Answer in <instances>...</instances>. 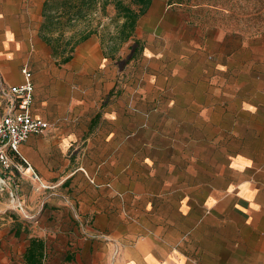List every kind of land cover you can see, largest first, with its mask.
<instances>
[{"label":"rangeland","instance_id":"1","mask_svg":"<svg viewBox=\"0 0 264 264\" xmlns=\"http://www.w3.org/2000/svg\"><path fill=\"white\" fill-rule=\"evenodd\" d=\"M106 13L86 28L106 56L96 68L56 59L36 72L60 128L63 118L87 115H78L89 107L76 97L105 92L100 127L51 158L63 167L69 159L62 176L79 168L91 184V170L113 175L114 193L98 201L110 207L107 220L76 226L44 193L16 210L0 191V264H24L29 236L44 240L46 264H108L107 249L88 240L116 234L195 264H264V0H152L134 38L116 51L111 6ZM84 27L66 36L76 39ZM134 39L141 50L128 60ZM68 194L93 205L77 186ZM45 206L55 216L39 220Z\"/></svg>","mask_w":264,"mask_h":264},{"label":"crops","instance_id":"2","mask_svg":"<svg viewBox=\"0 0 264 264\" xmlns=\"http://www.w3.org/2000/svg\"><path fill=\"white\" fill-rule=\"evenodd\" d=\"M44 1L0 0V85L7 87L21 83L23 81L21 67L28 65L32 71L34 83V101L31 111L50 124L49 129L44 133L30 134L20 144L19 150L39 174L42 181L53 188L50 187V189L42 192L36 191L30 180L22 178L17 179V193L23 203H25L29 194L37 197L44 193L42 200L49 197L47 199L49 200L47 201L48 204L52 205L53 208L57 206V209H64L68 215L66 219L72 220L71 223L76 224V226L85 224V227H88V224L91 223V225L98 228L104 219L107 220V213L110 211V207L106 209L99 208L98 201L103 198L109 199V196L114 193L110 185L113 175L106 172V170L104 173L98 169L89 171L97 184H91L87 175L83 173L84 171H79V168H75L62 176L63 169L69 166V159L64 160L66 161L64 167L58 166L57 159L55 157L51 158V155L58 154L62 156L69 146L80 137L82 131L90 132V130H93L92 128L100 127L102 120L106 118V114L102 113L103 107L101 106L105 92H96V96L92 100L87 99L85 102V96L76 97L74 102H81L82 105L87 103L89 107V109L85 108V110L78 111V115H84L85 112H87V115L81 121L78 118H72L71 120L63 118V123H60L62 127L56 125L57 119L46 109L47 101L42 97L40 79L36 72V67L39 65L47 66L53 60H56L51 54V47L40 34ZM98 13L101 17L108 16L103 15L100 11ZM90 18L91 16L74 23L73 29L71 27L65 28L62 31L63 35L67 37V33H73L72 30L75 31V27H79L80 24L82 26L84 24L86 29ZM88 31L93 32L75 46L72 58L65 64L74 60L82 62L85 59L89 63L88 65L96 68V65H99L100 61L106 58L101 53L102 44L94 30L86 29L81 35ZM58 32L55 31L54 35H57ZM76 54L81 58H78ZM106 83L107 88H109V82L106 81ZM78 103H73L72 106ZM117 144L119 145V140ZM79 165L88 169L84 162ZM72 186L75 188L77 186V189L87 192L93 205L87 206L85 201H76L79 204L75 208V200L68 199V190ZM49 206L44 207L39 220L45 219L47 214L49 216L53 213L55 216V212L49 209ZM179 211L182 212L181 208H179ZM116 235L108 238L107 242L98 239L88 240L91 245L97 244L101 245L104 250L107 249L108 264H195L194 261L186 258L184 254H182L184 260L181 261L179 256L176 255V251L163 250L154 243L147 245L144 240L135 236L134 238L133 235Z\"/></svg>","mask_w":264,"mask_h":264},{"label":"trees","instance_id":"3","mask_svg":"<svg viewBox=\"0 0 264 264\" xmlns=\"http://www.w3.org/2000/svg\"><path fill=\"white\" fill-rule=\"evenodd\" d=\"M151 2L152 0H45L42 7L43 22L40 34L51 47L52 56L59 60V63L64 64L72 58L75 46L93 31H88L76 39L73 36L65 37L62 31L97 11L107 15V8L111 6L114 10L116 32L110 43L111 48L116 51L121 44L134 38L138 21ZM55 31H59L57 35H54ZM138 50H141L139 40L134 39L127 59H133ZM16 231L20 232L17 228ZM22 259L24 264H46L44 240L35 236L29 237Z\"/></svg>","mask_w":264,"mask_h":264},{"label":"built area","instance_id":"4","mask_svg":"<svg viewBox=\"0 0 264 264\" xmlns=\"http://www.w3.org/2000/svg\"><path fill=\"white\" fill-rule=\"evenodd\" d=\"M21 73V83L0 85V191L6 192L16 210H23L24 206L17 193V179L30 180L36 191L51 187L42 181L19 150L30 134L44 133L50 127L48 121L31 111L34 101L31 69L23 65Z\"/></svg>","mask_w":264,"mask_h":264}]
</instances>
